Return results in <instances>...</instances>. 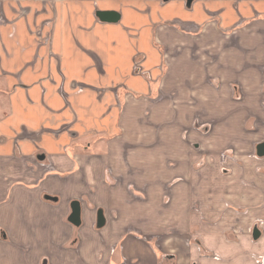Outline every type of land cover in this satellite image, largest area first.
<instances>
[{
  "label": "crops",
  "instance_id": "crops-1",
  "mask_svg": "<svg viewBox=\"0 0 264 264\" xmlns=\"http://www.w3.org/2000/svg\"><path fill=\"white\" fill-rule=\"evenodd\" d=\"M254 132L264 0H0V264L264 262Z\"/></svg>",
  "mask_w": 264,
  "mask_h": 264
},
{
  "label": "rangeland",
  "instance_id": "rangeland-1",
  "mask_svg": "<svg viewBox=\"0 0 264 264\" xmlns=\"http://www.w3.org/2000/svg\"><path fill=\"white\" fill-rule=\"evenodd\" d=\"M194 47H197V46H194ZM211 51L212 50L210 48H206L204 50V53H211ZM203 56L206 57L208 55L204 54ZM194 57H197V55H195ZM211 60H212L211 57H209V58L204 59L203 61L206 62V61H211ZM208 79L211 80V82L214 84V86L218 85V83H220L219 80L216 79V78L209 77ZM198 114H197V116L195 114L193 116L192 120H191V124H192L191 130H197V131H201V132L207 133V131H206L207 126H206V122H205L206 120L203 119L202 117H200ZM187 131H189V130H186V132H185L186 135L185 136H188V132ZM248 139H249V145L254 148L253 151H252V148H251V151L247 150L246 148H243L244 151L241 150L242 148H237V150H233L232 149V150H225L224 152H221V154H220V156H221V158H220V170H222V172L223 171L225 172L229 168V165H228V161L229 160L234 161V162H241V161L244 162V156H245V158L248 159L247 154L253 153L254 156H255V153L257 151L256 150V148H257L256 144L258 143V141H260V135L258 133H255L254 135H252V137L249 136ZM232 147H239V146L238 145H233ZM248 151H249V153H248ZM243 154H245V155L243 156ZM204 163H205V159L203 157L202 164H204ZM200 166H201V164L199 162L195 165V167H197V168H199ZM260 221H261V219H260V217H258L256 219H254L253 224H255L256 226L260 227V224H259ZM234 233L236 235L238 234V232H234ZM210 256H212V253L210 254ZM259 264H264V262H260Z\"/></svg>",
  "mask_w": 264,
  "mask_h": 264
},
{
  "label": "water",
  "instance_id": "water-1",
  "mask_svg": "<svg viewBox=\"0 0 264 264\" xmlns=\"http://www.w3.org/2000/svg\"><path fill=\"white\" fill-rule=\"evenodd\" d=\"M99 16H100V18H102L105 21H116L119 18V14L117 12H114V11L99 12ZM257 154L259 156H264V142L258 144ZM46 198L51 199V200L57 199L56 197L49 196V195H46ZM69 220L77 226L81 224V204H80V201H78V200L72 201V213L69 217ZM104 224H105V218L103 216V212L100 211L99 216H98V225L100 227H102ZM260 236H261V231L258 229V227L254 228L253 238L257 240L260 238Z\"/></svg>",
  "mask_w": 264,
  "mask_h": 264
}]
</instances>
